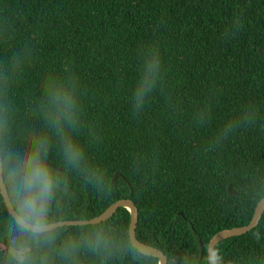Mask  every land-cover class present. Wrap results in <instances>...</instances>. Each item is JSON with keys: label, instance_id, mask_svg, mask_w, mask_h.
<instances>
[{"label": "trees", "instance_id": "1", "mask_svg": "<svg viewBox=\"0 0 264 264\" xmlns=\"http://www.w3.org/2000/svg\"><path fill=\"white\" fill-rule=\"evenodd\" d=\"M150 50L159 69L136 107ZM53 80L71 87L85 170L66 165L48 123ZM0 107L10 146L23 153L31 135H46L47 165L62 173L48 168L66 181L45 225L90 220L127 199L140 243L168 264H207L209 240L248 225L264 199V0H0ZM129 223L119 208L98 225L56 229L54 245L103 231L119 247L81 248L77 264H158L132 247ZM16 225L0 195V264H16L13 248L36 250L31 237L11 243ZM214 249L222 264H264V212Z\"/></svg>", "mask_w": 264, "mask_h": 264}, {"label": "clouds", "instance_id": "2", "mask_svg": "<svg viewBox=\"0 0 264 264\" xmlns=\"http://www.w3.org/2000/svg\"><path fill=\"white\" fill-rule=\"evenodd\" d=\"M159 63L155 50H150L144 79L135 96L136 107L143 102L145 92L151 90ZM17 66L18 64H12L10 70L14 72ZM48 104V123L57 130L66 165L85 170L81 168L84 163L82 149L71 135L72 126L76 123L71 87L53 80L48 85ZM230 130L226 128V131ZM9 139L7 109L0 107V175H6L13 185L22 221L15 228L10 227L9 230L13 233L11 243L16 244L20 237H31L35 241L36 249L33 251L21 247L16 251L13 248L11 255L16 264H52L54 256L60 258L61 264H77V255L81 248H87L96 255H108L114 248L119 247L103 231L84 235L79 241L65 240L59 249L54 245V229L44 228L42 231L32 232L29 225L43 227L46 224L53 196L58 190H66V181L54 176L48 168L49 139L46 135H31L30 147L23 153L15 151L10 146ZM92 177H96V174L86 176L87 179ZM62 183L65 185L64 189L61 188ZM222 260L218 250L213 249L207 264H222Z\"/></svg>", "mask_w": 264, "mask_h": 264}, {"label": "water", "instance_id": "3", "mask_svg": "<svg viewBox=\"0 0 264 264\" xmlns=\"http://www.w3.org/2000/svg\"><path fill=\"white\" fill-rule=\"evenodd\" d=\"M48 166L52 167L51 165H48ZM52 168L55 171L62 173L59 169H57L55 167H52ZM120 177H121V175L115 174L113 176L111 182L114 183V181ZM228 192L230 195H233V192L230 191V189H228ZM0 195L3 199L7 213L12 217V219L14 220V222L16 224L21 223L22 221H20V216L16 213V211L14 210V208H13V206L9 200L7 190H6L4 181H3V175H0ZM119 208H124L129 212L130 223H129V229H128V236H129V240L131 242L132 247L141 255L155 258L158 261V264H168L166 256L160 250L146 246V245L140 243L136 239L135 229H136V226L138 223V210H137L136 206L134 205V203L130 200H127V199H122V200L116 201L115 203L110 205L101 215H99L95 218H92L90 220L63 221V222H56V223H52V224H47V225H44L43 227H38L35 225H29L28 227L32 232H39V231H42L44 228H52V229L56 230V229L62 228V227H82V226L98 225L100 223H103V222H106L107 220H109L115 214L117 209H119ZM263 212H264V199L260 200L257 203L255 210H254L253 217L250 220L248 225L243 226V227H238V228L222 230V231L216 233L209 240L208 245H207L208 260L211 256L212 250L215 248V246L219 242L226 240V239H229V238L244 235V234L250 232L251 230H253L254 228H256V226L258 225V223H259V221L263 215ZM179 215L181 216L182 214L179 213ZM197 243L199 246V258H198V262H199L202 258V255H203V247H202V244L200 243V241H197Z\"/></svg>", "mask_w": 264, "mask_h": 264}]
</instances>
